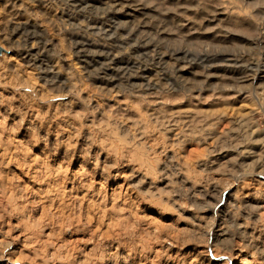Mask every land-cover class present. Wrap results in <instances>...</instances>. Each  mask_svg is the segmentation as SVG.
<instances>
[{"label": "rangeland", "instance_id": "374dc122", "mask_svg": "<svg viewBox=\"0 0 264 264\" xmlns=\"http://www.w3.org/2000/svg\"><path fill=\"white\" fill-rule=\"evenodd\" d=\"M0 46V264H264V0H0Z\"/></svg>", "mask_w": 264, "mask_h": 264}, {"label": "bare ground", "instance_id": "6f19581e", "mask_svg": "<svg viewBox=\"0 0 264 264\" xmlns=\"http://www.w3.org/2000/svg\"><path fill=\"white\" fill-rule=\"evenodd\" d=\"M0 48H1V46H0ZM2 49V48H1ZM234 62H237V60L236 59H234Z\"/></svg>", "mask_w": 264, "mask_h": 264}, {"label": "water", "instance_id": "95a60500", "mask_svg": "<svg viewBox=\"0 0 264 264\" xmlns=\"http://www.w3.org/2000/svg\"><path fill=\"white\" fill-rule=\"evenodd\" d=\"M0 51H1V48H0Z\"/></svg>", "mask_w": 264, "mask_h": 264}]
</instances>
